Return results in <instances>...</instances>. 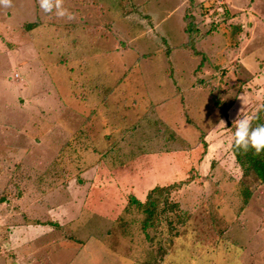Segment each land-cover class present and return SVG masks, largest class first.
Segmentation results:
<instances>
[{"label": "rangeland", "instance_id": "1", "mask_svg": "<svg viewBox=\"0 0 264 264\" xmlns=\"http://www.w3.org/2000/svg\"><path fill=\"white\" fill-rule=\"evenodd\" d=\"M62 7L0 5V264H264V182L223 113L260 88L264 0Z\"/></svg>", "mask_w": 264, "mask_h": 264}, {"label": "clouds", "instance_id": "2", "mask_svg": "<svg viewBox=\"0 0 264 264\" xmlns=\"http://www.w3.org/2000/svg\"><path fill=\"white\" fill-rule=\"evenodd\" d=\"M9 2L10 0H0V5H7ZM38 6L46 14L52 13L56 17L72 19V13L62 7V0H38ZM240 100L241 103L244 102L243 97ZM254 119L255 111L248 114H243L241 109L238 111L233 120V129L228 141L229 148H236L241 151L252 149L256 154L264 150V124L253 126Z\"/></svg>", "mask_w": 264, "mask_h": 264}, {"label": "trees", "instance_id": "3", "mask_svg": "<svg viewBox=\"0 0 264 264\" xmlns=\"http://www.w3.org/2000/svg\"><path fill=\"white\" fill-rule=\"evenodd\" d=\"M226 109L224 110L223 113L226 112ZM261 114L262 115L264 114V105L256 113V115H261ZM78 137H80V135ZM231 151L234 154L236 163L242 169L243 174L253 173L255 174L257 179H259L261 182H264V150H262L259 154L254 153L252 149H249L248 151H241L236 148H231ZM164 189H165L164 187H159V186L150 189V191L148 192L145 198L146 200L145 205L148 206L150 204L149 206H153L154 203L158 204L159 200L157 197H155V195L162 194V191ZM248 196L249 193L246 195V198L244 200L245 203H247L246 201ZM152 210H154V208Z\"/></svg>", "mask_w": 264, "mask_h": 264}, {"label": "crops", "instance_id": "4", "mask_svg": "<svg viewBox=\"0 0 264 264\" xmlns=\"http://www.w3.org/2000/svg\"><path fill=\"white\" fill-rule=\"evenodd\" d=\"M250 64H251V66H255V70L253 72H251V71L248 70V67L247 66L250 65ZM242 65L245 68V70H247L250 73H252L253 76L255 75V73H256L255 71L257 69L258 72H257V74L254 77L258 76L260 78H257V79L255 78L254 79V81H256V82H254V84H255L254 86H257L256 84H258V82L260 81L261 82L260 85L258 84L260 88L258 89V91H256V89H255V91H256L255 92L254 89H253V87H252L253 86L252 77L250 76L251 79L248 78L246 80L245 89L241 90V92L238 93L239 95H236V97L234 98V101H232V104L231 103H230V105L228 104V107L226 109V112H225V114H226V116H225L226 123H230V124H232V119L229 117V114L231 115L232 112H233L234 113L233 114V118H234V116H237V113H238V111L240 109H241V111L243 113L244 110L246 111L247 108H248L247 112L250 113V111H249L250 108H249V106L246 105L247 104V101L248 100L249 101L256 100L255 98H257V94L260 95V93H261L262 95H264V68L261 69V70L259 68V70H258V67L259 66H257V64L255 62L247 63V61H243ZM251 66H250V68H251ZM220 89L222 91V87ZM241 97L244 98V102H242V103H241V100H240ZM238 106L240 108H238ZM262 106L263 105H261L260 107H258V109H260ZM257 111H256V113H257ZM77 135H75L74 138L77 137ZM214 135H218L219 136V134L217 132H215ZM71 137H73V136H71ZM232 154H233V152H232Z\"/></svg>", "mask_w": 264, "mask_h": 264}]
</instances>
